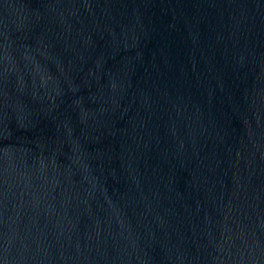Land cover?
<instances>
[{
  "label": "water",
  "instance_id": "1",
  "mask_svg": "<svg viewBox=\"0 0 264 264\" xmlns=\"http://www.w3.org/2000/svg\"><path fill=\"white\" fill-rule=\"evenodd\" d=\"M0 264H264V0H0Z\"/></svg>",
  "mask_w": 264,
  "mask_h": 264
}]
</instances>
